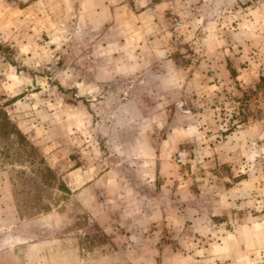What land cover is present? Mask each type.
Instances as JSON below:
<instances>
[{"label":"rangeland","instance_id":"obj_1","mask_svg":"<svg viewBox=\"0 0 264 264\" xmlns=\"http://www.w3.org/2000/svg\"><path fill=\"white\" fill-rule=\"evenodd\" d=\"M0 107V264H264V0H0ZM138 196L168 224L122 256Z\"/></svg>","mask_w":264,"mask_h":264},{"label":"crops","instance_id":"obj_2","mask_svg":"<svg viewBox=\"0 0 264 264\" xmlns=\"http://www.w3.org/2000/svg\"><path fill=\"white\" fill-rule=\"evenodd\" d=\"M162 5H165V4H162ZM150 10H152V9L151 8L142 9V10H140L139 13L137 12L134 14V18L136 19L135 30H137L138 32H149V31H153L155 28H159V26L157 25L156 20L154 18L151 17L150 20H145V18L148 17L147 19H149V17L151 16ZM152 142H153V139L151 140V137L150 138H146V137L142 138V144H143L142 148H144L148 151L144 154L145 160H150L149 161L150 163H153L152 160L155 158L158 160L156 169L151 170V171H147V172H149V175L151 177H153L155 180H159V178L161 176H167V175L172 176L171 174H169L171 167H170V163L168 164V162H170L169 160H170L171 156L168 155V151H167L168 146L167 145L174 144V143L180 144L183 141L175 139L174 135H169L167 138H165L163 141H161V143L159 145H157L156 147L154 146V143L152 144ZM148 144L152 145L150 151L147 148ZM158 146H160V147H158ZM165 164L169 165V169H167V168L163 169L161 167V165H165ZM88 172L89 171L84 170V169H75L71 173V175H73V176H81L82 179L85 178L84 184H81L79 186V187H81L80 190L82 192L84 191L83 193H85V196H89V194L91 192L96 191L97 187L98 188L101 187V185L97 186V182H99L101 179H105V176L107 177V174H103L100 176L97 175V178H95V176H93L91 180H88V178H87V176L89 175ZM146 175H148V174H146ZM79 180H81V179H79ZM182 182H181V184H182ZM167 184L171 185V183H168V181H167ZM118 186H119V184H118ZM181 186H183V185H181ZM124 188H125V185H122V183H120L119 191L123 190ZM161 188L165 189V188H167V186L161 184ZM167 189L169 190L168 192H171L173 187H168ZM181 190L183 191V188H181ZM140 198L141 197L138 196L132 202L127 203V205H126V206H128L127 207L128 210L131 208H133L132 210L138 208L137 213H135L137 215V217H135L133 219L126 218L125 222L122 221L118 224H115V227H114L115 230H116V227L117 228H118V226L121 227V229L118 230V231L121 230V234L118 233L119 235L115 239L117 240L116 241L117 245H119L118 247H120L122 250H124L122 253V256H127L129 254V255H133L134 257H136L138 255H141L142 252H141L140 247L138 246L137 243L141 240L147 241V240H151V238L162 237V236H160V233L161 232L163 233V231L165 230V226L168 224L166 222V219H167V216H166L167 214H166V209H165L166 207L164 205L171 204L170 198L168 200V198L163 197L161 199L163 201H160V203H158V204H154L153 207H152V203H151V207L153 209L150 210V212H144L143 211V208H141L143 205L141 204ZM179 199H180V197H179ZM179 199L176 201L177 205L180 204L178 202ZM188 205L189 204H187V206ZM170 206L172 207V205H170ZM181 207H185V206L182 204ZM163 208L165 210H162ZM184 210L185 209L183 208L181 213L177 214V215L178 216L179 215H185ZM126 212H127V210H126ZM161 227H163V229H161ZM120 241H126L127 244L123 243L121 246ZM35 245L39 246L40 240L38 241V243L36 242ZM115 252L119 253L122 251H120L118 248L117 251L115 250ZM38 253H39V250H38ZM38 253H36V255ZM26 254H28V253H26ZM156 254H158V253H156ZM39 255H40V253H39ZM77 262H78V260H77ZM77 262H76V264H77ZM123 263L124 264H131V263H126V262H123ZM132 264H137V263H135V261H133Z\"/></svg>","mask_w":264,"mask_h":264},{"label":"trees","instance_id":"obj_3","mask_svg":"<svg viewBox=\"0 0 264 264\" xmlns=\"http://www.w3.org/2000/svg\"><path fill=\"white\" fill-rule=\"evenodd\" d=\"M15 137L23 140L25 136L11 120L8 113L0 107V139H11Z\"/></svg>","mask_w":264,"mask_h":264}]
</instances>
